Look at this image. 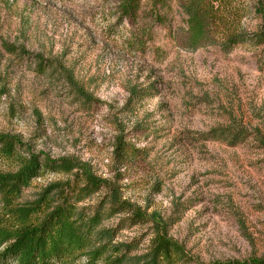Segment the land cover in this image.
Listing matches in <instances>:
<instances>
[{
  "label": "rangeland",
  "instance_id": "rangeland-1",
  "mask_svg": "<svg viewBox=\"0 0 264 264\" xmlns=\"http://www.w3.org/2000/svg\"><path fill=\"white\" fill-rule=\"evenodd\" d=\"M177 1L160 25L145 2L122 18L121 0H0V135L50 160L87 164L122 200L167 225L184 256L176 264L262 259L264 11L232 0L236 12L224 22L240 43L222 51L215 31L193 49ZM39 56L56 67L40 71ZM215 129L245 137L230 146L211 138ZM11 169L0 162L1 171ZM69 177L46 172L19 203ZM105 194L79 207L92 212ZM125 219L102 227L117 229L114 243L131 244V255H145L155 228Z\"/></svg>",
  "mask_w": 264,
  "mask_h": 264
},
{
  "label": "trees",
  "instance_id": "trees-1",
  "mask_svg": "<svg viewBox=\"0 0 264 264\" xmlns=\"http://www.w3.org/2000/svg\"><path fill=\"white\" fill-rule=\"evenodd\" d=\"M231 1H177L180 13L186 18L189 48L203 46L215 31L223 33L222 51L228 52L240 43V36L228 35L230 26L224 22L227 13L236 12ZM143 2L152 10L158 24H165L161 13L168 10L170 0H121L122 18L135 17ZM252 2L254 11L262 14L263 0ZM257 42L264 44V36L258 37ZM35 61L40 71L56 67L51 61L46 64L40 56ZM62 71L76 94L90 102L75 84L72 73L64 68ZM210 136L227 138L230 146L245 137L232 129H215ZM0 162L12 167L9 171L0 170V264H76L82 258L87 264H176L183 259L180 247L167 236L166 224L157 222L153 216L146 218L138 208L122 200L115 187L97 178L87 164L69 158L50 160L34 154L20 139L10 135H0ZM46 172L69 175L72 179L51 184L36 201L20 204L23 191ZM102 189L106 194L92 212L79 207ZM119 214L127 216L128 225L150 223L155 228L145 255H131L134 250L131 244L114 243L117 229L102 227L104 221ZM214 264H264V258Z\"/></svg>",
  "mask_w": 264,
  "mask_h": 264
}]
</instances>
